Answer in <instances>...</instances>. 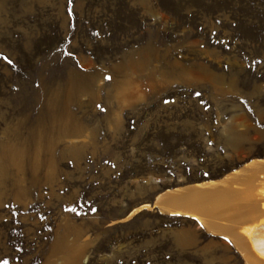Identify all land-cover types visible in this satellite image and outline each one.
<instances>
[{
	"label": "rangeland",
	"instance_id": "rangeland-1",
	"mask_svg": "<svg viewBox=\"0 0 264 264\" xmlns=\"http://www.w3.org/2000/svg\"><path fill=\"white\" fill-rule=\"evenodd\" d=\"M263 157L264 0H0V264H245L126 217Z\"/></svg>",
	"mask_w": 264,
	"mask_h": 264
},
{
	"label": "bare ground",
	"instance_id": "bare-ground-1",
	"mask_svg": "<svg viewBox=\"0 0 264 264\" xmlns=\"http://www.w3.org/2000/svg\"><path fill=\"white\" fill-rule=\"evenodd\" d=\"M144 205L126 219L152 206L187 215L210 232L229 238L245 264H264V157L251 159L218 179L167 189L152 205Z\"/></svg>",
	"mask_w": 264,
	"mask_h": 264
},
{
	"label": "snow or ice",
	"instance_id": "snow-or-ice-1",
	"mask_svg": "<svg viewBox=\"0 0 264 264\" xmlns=\"http://www.w3.org/2000/svg\"><path fill=\"white\" fill-rule=\"evenodd\" d=\"M71 3H72V0H68V4L69 5H71ZM69 15H71V11H69ZM5 59H7V58H5ZM9 63H11V61H9ZM105 79H110V77H105ZM196 95L197 96H199L200 95V93H196ZM165 103H169V101H164ZM97 107H100V105H97ZM144 207H147V205H144ZM95 210V209H94ZM177 215H178V213H176Z\"/></svg>",
	"mask_w": 264,
	"mask_h": 264
}]
</instances>
